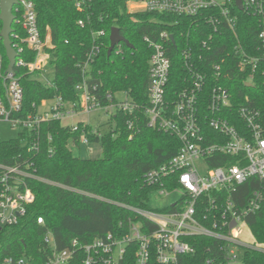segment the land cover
Segmentation results:
<instances>
[{"label":"trees","instance_id":"16d2710c","mask_svg":"<svg viewBox=\"0 0 264 264\" xmlns=\"http://www.w3.org/2000/svg\"><path fill=\"white\" fill-rule=\"evenodd\" d=\"M29 1L35 5L42 36L45 37L48 31L51 35L53 48L48 52L51 57L49 71L53 72V78L51 85H47L38 79L39 74L29 73L24 68L15 69L24 89L22 116L36 113L45 100L61 98L63 102L80 103L76 87L83 80V69L91 54L94 58L89 62V83L98 85L101 104H112L106 99L108 93L113 96V103L118 101L116 95L125 94L139 108L132 115L114 111L106 123L108 131L105 133L94 130L90 124L79 123L75 131L61 121H50L42 124L36 137L23 132L17 139L4 141L0 138V164L26 170L29 166L28 170L38 178L25 180L26 187L35 197L27 207L26 216L17 225L3 226L0 231V264L8 258H25L32 264H44L53 250L44 241L47 232L52 234L57 250L61 251L74 239L90 243L109 234L119 238L126 236L132 222L145 228L148 222L136 216L132 208L171 211L172 206L155 208L154 189L145 183V175L177 156L182 142L175 135L147 125L144 109L149 104L152 51L143 38L156 39L161 32L169 31L176 40L177 49L169 47L172 69L167 99L171 103L180 92L192 86L190 71L181 57L183 49L194 51L191 67L209 70L212 63H219L234 43L228 40V46L225 39L219 38L218 44L210 51L203 50L202 41L209 32L203 21L170 14L129 12L130 2L145 0ZM79 3L81 9L77 6ZM237 13L238 37L245 49L251 51L256 43L258 22L245 13ZM13 28L15 34L25 36L20 24ZM113 28L119 29L133 48L121 44L108 57ZM1 31L0 21V34ZM12 41L18 43L15 38ZM0 53L7 67L9 63L2 39ZM199 55L202 61L198 60ZM21 57L32 62L36 54L25 48ZM223 69L227 68L224 66ZM246 81V77L235 70L231 79L219 82L230 88L236 102L244 101L247 96L251 104L264 113V79H258L254 89L246 87ZM207 82L209 85L215 83L212 79ZM203 125L206 136L215 135L206 121ZM84 136L89 143L101 145L100 158L92 160L75 156L69 145L73 143L79 147ZM50 150H53L52 154ZM207 162L210 168L224 166L226 162L234 163L225 155L208 158ZM261 187L264 186L256 179L244 184L235 195L239 207H245L252 191ZM39 219H43V225L38 223ZM245 224L258 243L264 244V202L260 211L245 219ZM185 241L195 252L180 257L178 264H226L223 250L227 244L204 237H189ZM137 250L138 244H129L120 264H136ZM242 263L264 264V252L246 250ZM149 264H159L156 253L152 254Z\"/></svg>","mask_w":264,"mask_h":264},{"label":"built area","instance_id":"2783aa9c","mask_svg":"<svg viewBox=\"0 0 264 264\" xmlns=\"http://www.w3.org/2000/svg\"><path fill=\"white\" fill-rule=\"evenodd\" d=\"M18 1L14 7L15 24H20L25 36L20 37L15 32L11 36L18 41L13 46L19 54L13 73L7 71L8 66L5 67L0 53L1 122L9 124L19 134L27 132L36 137L43 123L64 122L77 114L89 116L105 111L110 117L116 110L134 114L139 106L125 94V100L113 103V96L108 93L106 99L112 104H101L98 85L89 83V62L94 58L91 54L83 69V80L76 87L80 103L63 102L61 98L45 100L36 113L22 116L24 89L15 69L46 74L51 60L48 50L53 46L49 31L45 37L40 32L34 3ZM241 3L242 10L236 0H145L128 4L134 8L130 13L153 12L203 21L209 27L202 41L203 50L210 51L218 44L219 38L225 39L228 46V40L234 43L219 63H212L209 70L191 67L194 51L183 49L181 57L190 71L192 86L180 92L171 103L167 99L172 69L169 47L177 49L176 40L169 31L161 32L156 39L144 36V42L152 51L149 60V104L144 109L147 125L175 135L182 142L178 155L167 164L150 170L145 175V183L154 189L155 208H173L167 212L132 208L136 216L148 222L145 228L132 222L126 236L119 238L109 234L90 243L74 239L69 247L61 251L57 250L52 234L47 232L44 241L53 250L44 264H120L127 246L132 243L138 244L136 264H149L153 253H156L159 264H178L180 257L195 252L185 241L189 237H204L227 244L228 247L223 250L226 264L236 263L241 251H260L255 246L244 244L237 234L245 219L260 211L264 202V187L253 190L243 208L239 207L235 195L252 179L264 186V113L252 105L247 96L244 101L236 102L230 88L219 82L231 79L235 70L246 77V85L251 84V89L258 85V79H264V0H241ZM77 6L81 9L80 3ZM237 12L245 13L258 22L256 43L251 51L245 49L238 37ZM79 23L83 25L82 21ZM25 48L36 54L34 61L28 62L21 57ZM198 60L202 61L201 55ZM224 66L227 69L224 70ZM208 79L215 83L209 85ZM45 84L51 85V81ZM110 110L113 112L109 113ZM205 121L214 136L205 135ZM70 127L75 131L78 129V125ZM129 128L132 129L131 123ZM82 140L85 144L89 143L85 136ZM52 153L53 150H50ZM217 155H225L234 163L226 162L224 166L210 168L207 159ZM27 167L26 170L0 164L1 227L17 225L35 200L25 180L38 178ZM175 194L178 199L166 202ZM38 223L43 225V219H39ZM3 264L32 263L25 258H8Z\"/></svg>","mask_w":264,"mask_h":264},{"label":"rangeland","instance_id":"374dc122","mask_svg":"<svg viewBox=\"0 0 264 264\" xmlns=\"http://www.w3.org/2000/svg\"><path fill=\"white\" fill-rule=\"evenodd\" d=\"M129 12L134 9L132 6H128ZM53 78V72L49 71L46 72V74L40 75L38 79L42 83H48L51 81ZM116 98L118 100H125L126 96L123 94H118L116 95ZM113 111L110 110L109 113H112ZM109 116L105 113V111H98L95 112L89 116H84L77 114L76 117L67 119L66 121L63 122L64 126H74L78 125L79 123H84V124H90L94 130L100 129L102 133H105L108 131V126H106V123L108 122ZM19 136V132L17 130H13L9 124L1 122L0 121V138L4 141L12 140V139H17ZM70 149L73 151L75 156L80 157L82 159H98L102 155V147L100 144L97 143H88L85 144L83 140L80 143V146L77 147L75 144L71 143L69 145ZM179 196L175 194L171 200H167L166 202H173L176 199H178ZM159 202V201H157ZM159 205L161 203L159 202ZM239 238L240 240L248 245V246H255L258 248L260 251H264V244L258 243L256 240L255 236L253 235L250 227L247 224H241L240 225V230H239ZM242 256H243V251L240 252L238 256V260L234 264H243L242 263Z\"/></svg>","mask_w":264,"mask_h":264},{"label":"water","instance_id":"95a60500","mask_svg":"<svg viewBox=\"0 0 264 264\" xmlns=\"http://www.w3.org/2000/svg\"><path fill=\"white\" fill-rule=\"evenodd\" d=\"M238 7L240 10H242V3L241 0H236ZM19 1L18 0H0V8H1V13H0V21L2 23V31L0 34V37L3 42V46L6 51V57L8 59V72L13 73L14 68L16 65L17 58L19 57V54L15 50L13 46V41H12V34H14V25L16 22V16L14 15V7L18 5ZM110 47L108 49V57H111L114 50L116 49L117 46L120 44H125L130 48H133V46L124 38L121 36L119 29L113 28L110 32ZM173 39V38H172ZM174 42V40H173ZM248 88H251V84L246 85ZM2 227L0 225V231Z\"/></svg>","mask_w":264,"mask_h":264},{"label":"crops","instance_id":"0c3cea01","mask_svg":"<svg viewBox=\"0 0 264 264\" xmlns=\"http://www.w3.org/2000/svg\"><path fill=\"white\" fill-rule=\"evenodd\" d=\"M88 124V123H87Z\"/></svg>","mask_w":264,"mask_h":264}]
</instances>
